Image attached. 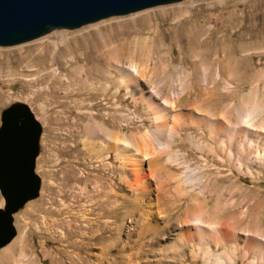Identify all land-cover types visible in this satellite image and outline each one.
<instances>
[{
	"label": "rangeland",
	"instance_id": "1",
	"mask_svg": "<svg viewBox=\"0 0 264 264\" xmlns=\"http://www.w3.org/2000/svg\"><path fill=\"white\" fill-rule=\"evenodd\" d=\"M197 76L212 93L191 107ZM16 102L42 127L40 189L0 264H264V0H181L0 46V114ZM145 142L135 175L120 154Z\"/></svg>",
	"mask_w": 264,
	"mask_h": 264
},
{
	"label": "water",
	"instance_id": "2",
	"mask_svg": "<svg viewBox=\"0 0 264 264\" xmlns=\"http://www.w3.org/2000/svg\"><path fill=\"white\" fill-rule=\"evenodd\" d=\"M181 0H0V46H14L55 29H76ZM41 124L30 107L12 103L0 114V247L15 235L13 216L39 194L35 172Z\"/></svg>",
	"mask_w": 264,
	"mask_h": 264
},
{
	"label": "bare ground",
	"instance_id": "3",
	"mask_svg": "<svg viewBox=\"0 0 264 264\" xmlns=\"http://www.w3.org/2000/svg\"><path fill=\"white\" fill-rule=\"evenodd\" d=\"M143 10H145V9H143ZM55 30H57V29H55ZM52 31H54V30H51L50 32H52ZM50 32H48L47 34H49ZM42 36H45V34L44 35H42ZM42 36H40V37H42ZM40 37H38V38H40ZM38 38H36V39H38ZM33 40H35V39H33ZM33 40H31V41H33ZM28 42H30V41H28ZM26 43V42H25ZM21 44H23V43H21ZM19 45V44H18ZM43 50V49H42ZM40 54V53H39ZM137 58V57H136ZM205 64V63H204ZM199 69V68H198ZM210 69V68H209ZM197 71V70H196ZM197 75H199V74H197ZM200 76H197L196 77V79H195V81H192L191 82V84L190 85H187L186 83H184V87H183V89H186L187 91H189L188 93L190 94H188L189 96L185 99V102L187 103V105H189V106H191V107H201V106H204L205 104H206V99L208 98V96L210 95V93H212L211 91H209L205 86H204V84H203V79L200 77ZM179 81V80H178ZM205 82H207V81H205ZM182 83V82H181ZM209 85V84H208ZM185 90V91H186ZM192 93V94H191ZM208 93V94H207ZM214 95H215V92L213 93ZM212 94V96H214ZM211 96V97H212ZM210 97V96H209ZM211 99V98H210ZM209 99V100H210ZM177 100V99H176ZM208 100V101H209ZM211 101H212V99H211ZM176 102V101H175ZM208 103H210V101L208 102ZM171 104L173 105V102L171 101ZM209 106V105H208ZM207 108V107H206ZM210 110V109H209ZM233 111V110H232ZM208 113H210V112H208ZM211 114H212V112H211ZM239 115V114H238ZM174 116V119H173V124H172V126H171V129H170V131L173 133L174 132V130H177L178 129V126H180L179 125V122H180V117L178 116V115H173ZM240 116V115H239ZM156 117L160 120V119H162L163 117H164V115H163V113L162 112H159V111H157V113H156ZM239 118V117H238ZM236 119H237V117H236ZM238 120V119H237ZM236 120V121H237ZM162 124H164V125H166V123L165 122H161ZM222 123V122H221ZM220 123V124H221ZM219 124V125H220ZM222 126V125H221ZM217 129L218 130H220L221 128H220V126H218L217 125ZM219 132V131H218ZM133 142V140H126V144H130V143H132ZM220 144V143H219ZM152 144L151 143H144V144H137V154H138V157L137 156H132L131 154H128L125 150L120 154L121 155V157H122V159L123 160H125L126 162H132V172L136 175V174H138L139 172V169L140 168H142V167H140V166H142L143 165V162H144V160H146L147 159V157H149L148 155L150 154H152V152H153V149H154V147H153V145L151 146ZM168 148H169V145H163V146H161L159 149H161V150H168ZM223 149L222 148H219L218 149V151L220 152V151H222ZM155 152V151H154ZM153 152V153H154ZM137 167H139V168H137ZM184 177V176H183ZM181 175H179V177H178V181L180 182V183H193V181H191V180H187L185 177L183 178ZM178 185V184H177ZM182 185V184H181ZM178 187V186H177ZM165 192H167V191H164V193ZM222 193H220V195H221ZM162 195V194H161ZM219 196V195H218ZM217 196V197H218ZM160 197V196H159ZM221 197V196H220ZM219 198V197H218ZM217 198V199H218ZM221 198H223V197H221ZM157 199H158V202L160 201L161 202V198L159 199L158 197H157ZM220 199V198H219ZM165 200V199H164ZM167 200V199H166ZM138 202H139V200H137ZM170 201V199L168 200V202ZM218 201V200H217ZM159 202V204H161ZM162 205V204H161ZM186 217H188V220H190V221H193L194 222V225H195V232L197 233V235H198V233H203L204 232V228H203V224H202V222H204V221H202V217H201V215H198V213L196 214V213H194V212H192L191 210L188 212V214H186ZM185 217V218H186ZM187 221V220H186ZM188 223V222H187ZM192 223V222H191ZM205 226H206V224H205ZM192 227V226H191ZM207 227V226H206ZM210 227V226H209ZM208 227V228H209ZM151 228H153V229H155V228H157V226H154V225H151V227L149 228V229H151ZM185 230L184 231H186V232H188L189 231V228H184ZM193 229H194V227H193ZM156 230H158V229H156ZM182 230V229H181ZM206 230V229H205ZM183 231V232H184ZM210 231V230H209ZM208 230L206 231V232H209ZM182 232V231H181ZM205 232V233H206ZM190 233V232H189ZM204 233V234H205ZM217 233V232H216ZM219 233V232H218ZM182 234H185V232L184 233H182ZM187 234V233H186ZM193 233L191 232V235H192ZM202 235V234H201ZM210 235V234H209ZM15 236V235H14ZM13 236V237H14ZM195 236V235H194ZM211 236V235H210ZM216 236H217V234H216ZM216 236H214V237H216ZM12 237V238H13ZM201 237V236H200ZM205 237V236H204ZM204 237H202V238H204ZM191 238V237H190ZM217 238H219V237H217ZM198 239H200L199 237H198ZM202 240H204V239H202ZM217 240V239H216ZM11 241V240H10ZM220 241V240H219ZM15 244L16 243H13V245L11 246V247H13V246H15ZM174 245H173V243L171 244V247H173ZM11 247H9L10 249H11ZM10 249H8L7 248V250H5L6 252H10ZM4 251V252H5ZM15 263L16 264H23L21 261H19V260H17V261H15ZM14 262H13V264H15Z\"/></svg>",
	"mask_w": 264,
	"mask_h": 264
},
{
	"label": "crops",
	"instance_id": "4",
	"mask_svg": "<svg viewBox=\"0 0 264 264\" xmlns=\"http://www.w3.org/2000/svg\"><path fill=\"white\" fill-rule=\"evenodd\" d=\"M177 188H176V186H174L173 188H170V190H168L169 191V194L171 195L172 194V192H173V194H174V190H176ZM137 199H140V197H136L135 198V204L136 205H138L139 204V202L137 201ZM171 199H173L172 201L174 202V200H175V198H171ZM160 202V201H159ZM173 202H170V204H172ZM161 203V202H160ZM162 204V203H161ZM131 212H133V209L131 210ZM170 249V248H169ZM173 249H174V247H173ZM137 252H138V250H136ZM173 252H177V251H175V250H172ZM178 255H179V253H178Z\"/></svg>",
	"mask_w": 264,
	"mask_h": 264
}]
</instances>
